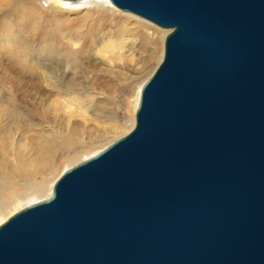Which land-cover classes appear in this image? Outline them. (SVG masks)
Here are the masks:
<instances>
[{
	"label": "water",
	"instance_id": "95a60500",
	"mask_svg": "<svg viewBox=\"0 0 264 264\" xmlns=\"http://www.w3.org/2000/svg\"><path fill=\"white\" fill-rule=\"evenodd\" d=\"M170 32L133 128L0 224V264H264V0H108Z\"/></svg>",
	"mask_w": 264,
	"mask_h": 264
},
{
	"label": "rangeland",
	"instance_id": "374dc122",
	"mask_svg": "<svg viewBox=\"0 0 264 264\" xmlns=\"http://www.w3.org/2000/svg\"><path fill=\"white\" fill-rule=\"evenodd\" d=\"M90 3L92 4L83 9H62L56 0H0V106L10 103L7 98L9 93L7 90L12 83L6 81L8 75L14 77L23 75L24 86L33 81V83L40 82L41 76L32 79L29 74L35 70L41 71L40 65L48 61L45 49L56 44L61 47H69L76 52V61L80 67L77 70L79 72L84 70L86 77L88 76L87 79L95 84L88 90L90 95L103 100L105 97L100 90L101 81L109 80L112 86L106 112L99 117L86 109L84 98L72 100V97L77 96L76 92L57 98L64 104V107L58 111L60 119L66 120L72 113V120L81 121L82 116L89 120L87 125H90L87 128H90V134L85 133L81 136L86 145L72 153L55 155L52 159L53 167L49 172L27 182L36 187L42 180L45 181L41 197L37 198L32 194L26 199L10 205L6 213L0 216V224L23 207L48 198L54 182L66 169L95 155L133 128L137 95L143 83L161 62L164 40L170 30L161 29L144 19L121 12L109 1L90 0ZM95 18H98V22L94 21ZM126 30L132 31L131 33L134 35L132 37L129 35L118 36L120 31ZM123 38L127 39L128 43L130 41L134 43L130 52L125 47L122 49L119 46ZM144 38H149V40L145 42ZM17 41H20L23 46H27V50L31 49L33 51L31 55L22 52L21 46V48L10 46L12 42L16 43ZM110 44L113 47L106 48ZM1 48L6 49L1 50ZM12 62L20 63V66H23L14 71L11 69ZM32 62H37L40 65L33 69L29 66ZM106 72L110 73L112 78H107ZM51 76L55 75L51 74ZM77 79L73 80L71 75H68L66 80L61 81V89H65L67 86L79 89V81L82 78ZM73 84L77 87L75 88ZM43 85L45 86V84ZM26 89L27 95L18 91L17 97L20 106L16 108H19L17 110L24 115L30 116L28 120L32 129L25 133L21 131L17 133L15 135L17 141L19 135L31 136L39 128L40 130L49 129L48 123L38 122L35 117L31 116L32 111H30L29 105L36 102L38 96L29 87ZM67 157H72V163H69ZM19 191L24 193L27 192V189L21 187Z\"/></svg>",
	"mask_w": 264,
	"mask_h": 264
},
{
	"label": "bare ground",
	"instance_id": "6f19581e",
	"mask_svg": "<svg viewBox=\"0 0 264 264\" xmlns=\"http://www.w3.org/2000/svg\"><path fill=\"white\" fill-rule=\"evenodd\" d=\"M105 1L108 2V0ZM56 2L62 9H83L87 8V5L92 4L90 0H56ZM97 19L98 18H95L94 21L98 22ZM131 32L128 30L120 31L118 36L124 37L129 35L132 37L134 34ZM146 37L149 36L146 35ZM143 40L146 42L149 38H144ZM127 43V39L124 40L123 38L119 46H121L122 49L125 47L127 51L130 52L134 43L132 41ZM10 46L16 48L22 47V52H26L25 54L27 55H31L33 52L31 49L27 50L26 48L28 47L23 46L20 41L16 43L12 42ZM110 47H113V45L110 44V46L108 45L106 48ZM2 49L5 50L6 48H1V50ZM45 51L46 56H48L47 63H42L40 65L37 62H32L29 65L33 69L38 68L39 65L41 66V71L35 70L29 74L32 79L41 76L40 82L33 83V81L29 83V85L24 86L22 82L23 75L20 77L8 75V78H6V81H11L10 83L12 84H10V87L8 86L9 90H7L9 92L7 98H9L10 103H6L5 106H0V216L6 213L10 205L24 200L32 194L37 198L41 197L45 187V181L42 180L40 185L36 187H33L27 182L34 179L36 176L42 177L46 172H49L53 167L52 159L55 155L59 153H72L86 145V142L81 136L85 133L90 134V128H87V126L90 125H87L89 120L85 118V116H82L81 121L77 119L72 120V113L68 115L66 120L60 119L58 111L61 107H64V104L58 101L57 98L62 95L67 96L68 94L76 92L77 96L72 97V100H77L80 97H82V99L84 98L86 101V109L99 117V115L106 112L109 102L108 99L111 97L112 86L109 80H102L100 83L101 86L99 85L100 90L104 93L105 98L103 100L95 98L94 95L88 93L90 86H95V84L87 79L88 76L86 77V74L83 72L84 70L80 72L77 70L80 67L76 61V52L74 50L56 44L55 46L47 47ZM14 63L11 64V69L14 71H17L23 66H20V63ZM106 73L107 78L111 77L110 73ZM51 74L56 77H52ZM68 75H71L73 80L82 78V80L79 81V89H72L70 86L61 89L60 83L66 80ZM69 80L71 81V78ZM43 84H45V86ZM73 85L75 88L77 87L75 84ZM26 87H29V89L33 90L35 95L38 96L36 102L29 105V109L32 111L31 116L35 117L38 122L48 123L49 129L40 130L39 128L36 130L37 132L31 136L19 135V140L17 141L15 138L17 133L20 131L25 133L32 129V125L28 120L30 116L24 115V113L18 111L19 108H16L20 106L17 97L18 91L27 95L28 92ZM139 94L140 92L137 95L138 98H136V107ZM68 159L69 163H72V157ZM21 187L22 189H27V192H20L19 189Z\"/></svg>",
	"mask_w": 264,
	"mask_h": 264
}]
</instances>
